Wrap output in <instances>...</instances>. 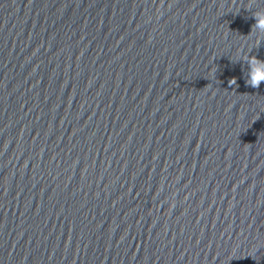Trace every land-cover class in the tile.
<instances>
[{
  "label": "water",
  "instance_id": "obj_1",
  "mask_svg": "<svg viewBox=\"0 0 264 264\" xmlns=\"http://www.w3.org/2000/svg\"><path fill=\"white\" fill-rule=\"evenodd\" d=\"M258 11L0 0V264H264Z\"/></svg>",
  "mask_w": 264,
  "mask_h": 264
},
{
  "label": "clouds",
  "instance_id": "obj_2",
  "mask_svg": "<svg viewBox=\"0 0 264 264\" xmlns=\"http://www.w3.org/2000/svg\"><path fill=\"white\" fill-rule=\"evenodd\" d=\"M254 16L257 21L256 29L264 33V25L259 23L261 20H264V11L255 12ZM246 63L249 69L246 84L252 88H260L261 84L264 83V61L248 55Z\"/></svg>",
  "mask_w": 264,
  "mask_h": 264
}]
</instances>
